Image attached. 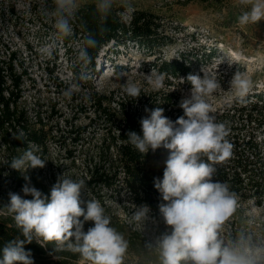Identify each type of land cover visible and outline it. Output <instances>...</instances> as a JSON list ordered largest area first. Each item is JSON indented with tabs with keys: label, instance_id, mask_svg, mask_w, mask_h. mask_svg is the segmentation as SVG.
I'll list each match as a JSON object with an SVG mask.
<instances>
[{
	"label": "clouds",
	"instance_id": "1",
	"mask_svg": "<svg viewBox=\"0 0 264 264\" xmlns=\"http://www.w3.org/2000/svg\"><path fill=\"white\" fill-rule=\"evenodd\" d=\"M238 3L243 6L237 17L239 26L264 20V0H238ZM83 4L84 0H53L54 6L45 7L44 12L53 18L57 33L68 37ZM93 5L99 21L97 32H88L77 56L81 66L79 79L83 81L89 79L86 68L92 58L88 49L99 46L97 34L106 31L113 10L117 7L132 10L131 0H93ZM201 72L202 76L190 73L186 77L192 87L190 94L179 102L183 116L172 121L161 107L145 108L148 114L139 121L142 134L127 133L126 143L141 155L160 148L168 152L163 178H154V187L161 197L158 209L166 225L164 232L133 253L130 239L112 225V218L101 202L82 198L84 179L73 180L63 173L57 177L49 198L32 186L25 175L23 196L10 192L9 203L4 207L19 235L2 248L0 264H34L31 251L25 249L33 240L41 247L54 243L56 251L78 255L79 264H126L132 256L137 264H264V224L257 229V220L250 218L247 225L225 231L237 212L238 196L227 182L213 177L217 172L215 165L233 156L234 145L227 139L229 126L217 122L208 102L221 83L204 68ZM166 77L167 73L151 69L150 74H145V83L153 91H160L166 87ZM230 87L234 99L245 103L253 80L236 71ZM122 90L136 99L146 89L129 79L122 84ZM79 91V84L73 83L63 95L71 99ZM38 153V148L30 146L8 165L22 174L30 168H44L47 160ZM27 196L32 199L24 198ZM133 208L128 221L133 227L142 230L148 222H157L148 205ZM89 221L94 224L85 231L84 225Z\"/></svg>",
	"mask_w": 264,
	"mask_h": 264
},
{
	"label": "rangeland",
	"instance_id": "2",
	"mask_svg": "<svg viewBox=\"0 0 264 264\" xmlns=\"http://www.w3.org/2000/svg\"><path fill=\"white\" fill-rule=\"evenodd\" d=\"M85 4H93V0H84ZM131 4V11L125 9V18L134 10H145L163 20L165 34L171 40L161 53L164 59H178L182 53L189 54L193 74L202 76L201 69L204 68L219 79L221 88L208 98L213 113L233 104L234 92L230 81L236 71L246 73L253 80V87L247 95L250 101L256 100L252 97L255 93L264 95V20L239 26L237 17L243 6L238 0H131ZM52 5L53 0H0L1 41L17 52L18 62L28 72L25 100L43 117L49 116L54 125L59 122V127L65 130L61 141L49 143L48 154L42 157L47 160L46 166L36 168V173L50 190L63 173L73 180L84 177L82 160L92 147L94 133V127L88 126L94 113L85 112L89 104L87 89L108 93L130 79L152 90L145 83V74H150L152 64L158 62L142 46L110 44L100 51L94 68L90 63L87 65L89 79L80 80L81 66L77 59L80 44L77 41L68 45L62 43L53 18L44 12L45 7L51 9ZM211 50L214 55L210 58L204 52ZM186 77L166 78L163 90L175 92L181 98L188 96L192 86ZM169 81L173 83L171 86ZM73 83L79 84L80 91L67 99L63 93ZM83 127H88V130L79 136ZM76 136L80 139L78 143L71 140ZM12 154L0 140V205L3 206L9 203L10 192L23 196L14 180V169L8 165L7 159ZM82 198L99 200L111 216L112 225L124 232L139 249L143 246L141 239H145V243L154 241L166 230L159 212L153 211L152 217L158 218H155V224L148 222L142 230L130 225L128 221L134 204L125 192L115 194L97 187H86ZM3 212L0 209V213ZM250 218L257 220L256 228L259 229L264 223V202L259 205L254 200H238L237 212L225 231L232 232L247 225ZM93 224L86 222L84 230ZM131 251L138 253L132 245ZM54 258L62 259L66 264H79L78 255L68 251H61ZM126 264H137L136 257H130Z\"/></svg>",
	"mask_w": 264,
	"mask_h": 264
},
{
	"label": "trees",
	"instance_id": "3",
	"mask_svg": "<svg viewBox=\"0 0 264 264\" xmlns=\"http://www.w3.org/2000/svg\"><path fill=\"white\" fill-rule=\"evenodd\" d=\"M124 12L125 9L120 7L113 10L106 23V31L97 34L99 46L88 49L92 58L90 62L92 68L103 47L110 44L120 46L133 43L137 47L142 46L148 54L158 59V62L152 64V69L167 73L166 78L177 79L193 74L191 63L188 61L189 54L182 53L180 58L172 60L162 57V51L171 40L165 34V26L159 15L145 10H134L125 18ZM72 23V35L68 37L60 35V38L64 45L77 41L80 49L84 46V38L88 32H97L99 21L94 5H83ZM204 53L210 58L214 55L212 50ZM27 74V70L18 62L17 52L10 50L0 38V140L13 152L11 158L7 159L8 164L13 157L21 156L30 146L38 148V154L44 158L48 154L49 143L61 141L65 133V130L59 127V122L54 125L49 116L43 117L35 107L27 104L24 94ZM168 84L171 86L173 83L169 81ZM142 89L146 90H142L141 96L136 99L128 97L122 87L108 93H100L93 88L87 89L89 104L85 112L94 113L88 125L94 127L91 140L94 143L92 142V147L82 160L83 179L89 189L97 187L115 194L125 192L134 205L146 204L151 211L159 212L158 204L161 197L154 187V178H163L164 161L168 152L160 148L155 153L150 151L147 155H141L126 143L127 133L134 131L142 134L139 121L148 114L145 108L161 107L164 109V115L172 121L183 116L184 112L179 107L182 99L179 94L168 89L153 91L145 86ZM252 97L256 100L250 101V98L246 97V102L240 103L234 99L230 107L212 113L217 122L227 123L230 128L227 139L234 145L233 156L215 165L217 172L213 180L227 182L231 190L237 194L239 201L254 200L262 205L264 95L255 93ZM80 130L79 136L85 134L88 127ZM14 135L22 138L14 139ZM71 140L78 143L80 139L76 136L71 137ZM25 175L30 178L32 186L50 198V189L36 173V169L30 168L23 174L13 170L14 180L20 190L26 183ZM27 197L32 199L31 196ZM4 207L0 205V209L4 210L0 213V258L5 244L19 235L12 217L6 213ZM141 240L144 245L145 239ZM130 242L138 252V245L132 243V240ZM25 249L31 251L34 264H66L64 260L54 258L61 254V251H56L54 243L41 247L33 240L32 243L25 245Z\"/></svg>",
	"mask_w": 264,
	"mask_h": 264
}]
</instances>
